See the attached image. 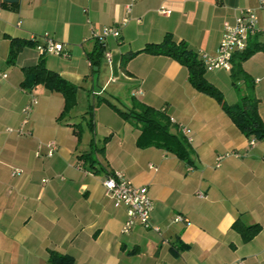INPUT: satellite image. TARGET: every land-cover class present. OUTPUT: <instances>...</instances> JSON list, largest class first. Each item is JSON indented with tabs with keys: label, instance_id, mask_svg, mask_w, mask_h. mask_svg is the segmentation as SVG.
Instances as JSON below:
<instances>
[{
	"label": "crops",
	"instance_id": "1",
	"mask_svg": "<svg viewBox=\"0 0 264 264\" xmlns=\"http://www.w3.org/2000/svg\"><path fill=\"white\" fill-rule=\"evenodd\" d=\"M130 2L131 13L120 24ZM16 3L0 0V73L7 74L0 77V264H50L52 250L67 253L74 264H264V139L241 132L211 95L194 89L187 68L169 55L139 51L121 64L127 51L159 42L166 32L199 58L201 52L214 55L223 24L246 7L255 10L259 29L247 45L264 42L258 0ZM111 24L120 28L118 37L102 41L111 62L103 55L91 65L88 56L100 41L94 34ZM44 34L61 42L68 56L39 54ZM12 38L31 43L20 45L14 62H8ZM41 59L78 87L76 104L61 120L60 92L21 84L28 78L24 67ZM242 68L248 80L235 85L223 68L205 71L204 77L228 104L252 92L264 123V49L244 59ZM33 96L36 102L19 133L26 117L22 108ZM93 96L108 102L89 110L91 131L85 122L89 112L82 115ZM143 106L163 111L169 130L186 138L190 162L158 145H137L140 123L122 118L119 110ZM49 140L57 145L52 156L46 154ZM89 151L95 166L79 157ZM12 168L21 174L11 176ZM117 170L133 185L146 186L153 201L150 223L159 231L134 223L122 233L126 209L114 206L102 187L105 174ZM178 214L188 222L175 221ZM236 221L256 222L261 229L244 241L232 227Z\"/></svg>",
	"mask_w": 264,
	"mask_h": 264
},
{
	"label": "trees",
	"instance_id": "2",
	"mask_svg": "<svg viewBox=\"0 0 264 264\" xmlns=\"http://www.w3.org/2000/svg\"><path fill=\"white\" fill-rule=\"evenodd\" d=\"M17 4V3H16ZM15 4V5H16ZM31 43L28 41H20L18 38H12L9 41L10 50L7 55L8 62H14L15 55L19 50L20 45ZM264 49V42H255L253 44L248 43L245 49L241 52L236 51L232 57V68L229 75L232 78V84H236L237 80L243 79L248 80V77L244 74L242 68V61L254 52ZM104 43L98 41L94 50L90 53L89 60L91 65L99 64L101 56H103ZM139 51L153 54L169 55L171 58L175 59L179 64H183L187 70V78H189L190 83L198 91L211 95L217 103H219L226 111V115L238 126L247 137L253 136L256 139H264V123L262 122L260 115H258V102H256V97L252 92L245 94L241 97L239 102L236 104L225 103L223 92L218 90L210 81H207L204 77L205 68L202 60L198 57L197 53L188 47V45L183 41L175 40L169 32H166L162 36V40L159 42L147 43L143 48H139L136 51H127L122 57V65L126 63L128 59L139 53ZM43 59L39 60L38 63L31 64V66L24 67L26 70L28 78L24 80L21 84L32 88L35 84H43V86L48 88L50 91L60 92L64 98V105L62 106V111L60 113L59 119L61 120L76 104V91L78 87L75 83L69 82L60 73L48 69L45 66ZM101 101H105L104 98H98L97 104ZM110 105V104H109ZM88 110L82 115V118L89 112V116L86 119V123L93 130V122H91L90 109L93 105L88 104ZM119 114L122 118L130 117L137 123H140V131L138 137V146L147 145H158L162 148L172 151L177 155L179 159L186 160L190 162V150L189 145H187L186 138L178 133L172 132L170 129V121L166 119V115L163 111L154 109L152 107H142L141 111H135L134 109L128 108V110H119ZM80 123L76 122L73 127H76L75 134L80 137ZM91 149L94 148V139H90ZM102 149V147H100ZM83 161H87L90 165L95 166V158L92 157L91 152H83L80 156ZM110 173V172H109ZM107 173V174H109ZM106 174V175H107ZM233 228L240 234V238L244 241H249L255 234L260 231L261 225L254 222L250 225H243L236 221L232 224ZM50 264H74V258L66 254L57 253L54 250L48 255Z\"/></svg>",
	"mask_w": 264,
	"mask_h": 264
},
{
	"label": "built area",
	"instance_id": "3",
	"mask_svg": "<svg viewBox=\"0 0 264 264\" xmlns=\"http://www.w3.org/2000/svg\"><path fill=\"white\" fill-rule=\"evenodd\" d=\"M133 1V0H132ZM259 9L264 10V0H258ZM132 9V2L126 4L125 11L128 15L124 16V18L120 21V24H123L127 21L130 12ZM158 11L165 13L166 9L161 7ZM257 14L254 9L250 7H246V9H242L238 16L233 18L232 23L225 22L223 24V31L221 32V39L218 47H216V51L214 55L200 53L201 62L204 65L205 71L208 70H218L225 69L226 71H230L232 68V57L236 51L241 52L247 46L248 39L250 36H253L256 32L259 31L257 26ZM97 36L96 38L100 41H103L105 37L114 35L118 37L120 35V28L118 25L111 24V26H105L101 28V31L98 34H94ZM36 38L34 35L31 36V39ZM44 44L39 46V54H44L45 52L62 55L63 57H67V53L63 49V45L61 42H56L47 34H44ZM108 62H111V53L109 51L103 52ZM90 62V61H89ZM6 73H0V77H5ZM36 102V98L33 96L29 103L26 104L22 111H24L26 117L21 122V126L17 131L20 133L23 131V125L28 120V115L31 112V108ZM182 132L187 133L186 127L181 129ZM190 140V139H189ZM253 140L249 141L250 145L253 144ZM46 154L53 155L55 152V148L57 147L54 141L49 140L45 144ZM38 154V152L36 153ZM39 155V154H38ZM222 156L217 157V165H219V161ZM22 172L19 168H12L11 176L20 175ZM106 175V174H105ZM103 189L105 190V194L110 198L111 202H113L114 206L118 207L121 205L125 207L127 215V219L124 224L120 227L122 233H129L130 228L134 223L140 224L144 228H153L155 231H159V228L155 226H151L150 223V211L153 209V201H151V197L148 194V190L146 186H135L133 182L127 179L119 170L110 172L103 179ZM198 196L204 197L205 195L199 191L197 193ZM175 221L180 222H188L187 218L184 219L181 215L174 216ZM237 264H241L239 261Z\"/></svg>",
	"mask_w": 264,
	"mask_h": 264
},
{
	"label": "rangeland",
	"instance_id": "4",
	"mask_svg": "<svg viewBox=\"0 0 264 264\" xmlns=\"http://www.w3.org/2000/svg\"><path fill=\"white\" fill-rule=\"evenodd\" d=\"M105 92V91H104ZM106 93V92H105ZM99 98V96L98 97H90V101H88V103H85V104H83V105H87V104H90V105H97V99Z\"/></svg>",
	"mask_w": 264,
	"mask_h": 264
},
{
	"label": "water",
	"instance_id": "5",
	"mask_svg": "<svg viewBox=\"0 0 264 264\" xmlns=\"http://www.w3.org/2000/svg\"><path fill=\"white\" fill-rule=\"evenodd\" d=\"M2 1H5V3L15 4L18 0H2Z\"/></svg>",
	"mask_w": 264,
	"mask_h": 264
}]
</instances>
